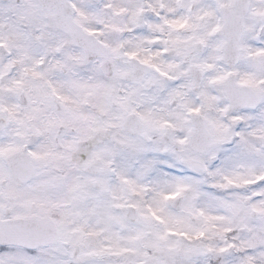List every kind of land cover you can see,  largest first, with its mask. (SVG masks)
Returning <instances> with one entry per match:
<instances>
[{"label": "snow or ice", "instance_id": "1", "mask_svg": "<svg viewBox=\"0 0 264 264\" xmlns=\"http://www.w3.org/2000/svg\"><path fill=\"white\" fill-rule=\"evenodd\" d=\"M0 264H264V0H0Z\"/></svg>", "mask_w": 264, "mask_h": 264}]
</instances>
